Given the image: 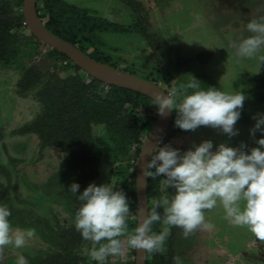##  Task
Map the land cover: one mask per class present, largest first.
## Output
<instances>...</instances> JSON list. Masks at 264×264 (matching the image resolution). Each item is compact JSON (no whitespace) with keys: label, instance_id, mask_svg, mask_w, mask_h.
I'll return each instance as SVG.
<instances>
[{"label":"rangeland","instance_id":"rangeland-1","mask_svg":"<svg viewBox=\"0 0 264 264\" xmlns=\"http://www.w3.org/2000/svg\"><path fill=\"white\" fill-rule=\"evenodd\" d=\"M63 1L125 28L98 33L97 43L77 42L83 52L148 78L166 92L194 77L202 89L245 95L235 125L237 135L229 137L204 126L194 132L181 130L175 126L176 112L172 111L159 146L171 145L183 153L211 140L213 151L221 143L235 148L243 144L246 154L259 147L256 141L264 138V132L257 130L253 135L251 130L257 118L264 116V64L236 57L231 45L250 35L246 26L251 19L264 16V0ZM258 55H264V49ZM75 75L90 79L67 54L32 32L24 17L23 0H0V206L10 210L13 228L36 230L26 246H6L0 264H16L21 255L28 264H43L47 257L44 264H92L91 242L75 229L78 196L89 184L136 189L138 145L121 155L91 144L93 136L107 139L105 126L90 129L84 124L76 86L69 82ZM127 112L138 118L148 114L129 107ZM33 121L40 134H16ZM151 122L148 133L156 121ZM164 178L160 176L154 185L151 206L174 191L162 189ZM73 183L80 186L75 194L69 191ZM224 217L218 205L206 212L214 229L197 230L188 238L182 229L172 227L165 244L167 264H174L175 256L183 264H264V243ZM128 223L130 228L137 224L134 206ZM161 228L158 224L153 230L158 233ZM135 251L108 257L105 263L135 264ZM154 255L147 254L146 264H154Z\"/></svg>","mask_w":264,"mask_h":264},{"label":"clouds","instance_id":"clouds-1","mask_svg":"<svg viewBox=\"0 0 264 264\" xmlns=\"http://www.w3.org/2000/svg\"><path fill=\"white\" fill-rule=\"evenodd\" d=\"M247 37L232 42L235 55L243 59H258L264 64V16L247 23ZM246 97L239 92L221 91L216 88L202 89L194 78L179 88H171L165 95L159 90L153 100L158 114L167 116L176 112L175 126L184 131H196L199 127L216 129L229 137L238 134L235 125L241 118ZM264 116L256 120L252 134L264 132ZM259 147L246 154L240 148L218 145L213 151L211 140L193 145L181 153L171 145L153 148L142 174L160 180L162 189L174 191L162 195L154 206L130 228L131 214L126 194L114 190L111 184H89L78 196L80 206L75 212V229L85 241L91 242L89 256L98 264H105L108 257H123L127 251H143L146 254H166L167 238L171 228L182 229L183 237L194 235L197 230L212 231L215 225L206 219V212L218 205L225 212V219L237 227L247 228L253 236L264 243V138L256 141ZM155 169V171H152ZM79 184L73 183L70 192L76 193ZM162 209V213L158 211ZM11 212L0 206V257L6 246L16 249L26 246L36 235L34 228H13L9 221ZM162 225L157 233L153 225ZM174 264H183L179 256ZM16 264H28L21 255Z\"/></svg>","mask_w":264,"mask_h":264},{"label":"trees","instance_id":"trees-1","mask_svg":"<svg viewBox=\"0 0 264 264\" xmlns=\"http://www.w3.org/2000/svg\"><path fill=\"white\" fill-rule=\"evenodd\" d=\"M37 10L38 12L44 10L42 14L39 13V17L48 30L72 44L81 40L97 43L99 41L98 33L117 32L120 29H125L123 26L110 23L103 18L89 15L85 9L68 4L63 0H37ZM88 55L106 63L96 55L89 53ZM110 65L118 68L113 63ZM76 68L82 69L78 65ZM124 70L127 71V69ZM89 76L90 79L86 80L82 76L75 75L70 78L69 82L76 86V100L80 105L86 127L91 129L93 125L98 124L105 126L107 139L93 136L90 138L91 144H98L102 148L111 149L121 155H126L135 145H138L137 151H139L143 143L141 136L144 135L145 137L148 133V123L150 122L152 126L151 120L156 121L158 115L152 98L140 92L108 84L91 75ZM128 107L132 110H143L148 114L138 118L136 114L127 112ZM149 113H155V116L151 118ZM35 125L36 121L25 124L16 131V134L23 135L30 132L40 134L38 130L33 128ZM110 143L114 144L113 148ZM45 146L44 144L41 145V150ZM159 179L160 177L155 180L148 177L149 210L154 206L150 205V198L155 195L154 185ZM121 190L126 194L130 210L133 206L136 209L135 187L131 188V186L125 185ZM161 210L158 209L160 212ZM158 224L160 223L154 224L153 229ZM47 259L48 257L43 259V264ZM152 263L167 264V260L164 254H155ZM92 264H98V262L93 261Z\"/></svg>","mask_w":264,"mask_h":264},{"label":"water","instance_id":"water-1","mask_svg":"<svg viewBox=\"0 0 264 264\" xmlns=\"http://www.w3.org/2000/svg\"><path fill=\"white\" fill-rule=\"evenodd\" d=\"M23 13L28 26L36 36L44 42L63 51L76 65L81 67L92 77L108 84L140 92L150 98H154L159 90L164 91L165 95L167 94L159 84L101 62L83 52L77 45L52 33L46 28L42 19L39 17L37 0H23ZM171 114L172 112L164 117L159 114L157 115L154 126L141 145L136 170L137 214L139 213L141 217H143L147 209H149L148 177L143 176L142 170L147 160L150 159L153 148L169 126ZM146 262L147 254L143 251H135V264H146Z\"/></svg>","mask_w":264,"mask_h":264}]
</instances>
